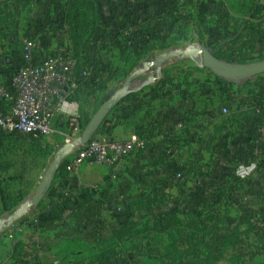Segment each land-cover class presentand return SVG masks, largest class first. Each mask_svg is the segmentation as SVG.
<instances>
[{"label":"crops","instance_id":"1","mask_svg":"<svg viewBox=\"0 0 264 264\" xmlns=\"http://www.w3.org/2000/svg\"><path fill=\"white\" fill-rule=\"evenodd\" d=\"M68 1L0 0V80L24 65L20 49L30 27H33L32 18L43 26L42 30L33 27L41 32L43 46V50L34 55L35 62H43L47 53L57 49L76 48L69 25L56 26L59 19L53 17L54 14L63 15ZM94 2L95 15L83 44L91 57L103 47L97 35L103 30V23L99 24V21L111 17L105 12L106 6L99 8L97 0ZM189 2L182 0L184 4L178 3L168 12L166 19L188 10ZM198 14L192 16L198 17L199 29L203 24ZM223 14L205 15L204 23L208 17L225 21ZM115 21L121 28L137 26L133 19L117 18ZM179 24L180 21L176 25ZM201 31L204 32V28ZM203 32L199 36L202 43L206 40ZM155 45L159 54L167 49L165 42L157 41ZM222 45L215 44L214 51L223 50ZM260 45L264 51V44H259L256 53ZM110 48L103 61L114 68L117 78L99 90V77L95 75V82L87 91L78 88L72 93L64 104L62 116L76 117L80 125L85 126L104 102L116 93H122L94 136L109 135L126 141L132 135H138L145 147L130 155L117 169L89 163L68 177L53 176L38 203L8 227L12 228L11 232L14 230L13 239L4 235L8 228L0 229V264H163L162 258L170 243L169 235L161 236L153 231L152 226L165 215L173 214L183 225L210 227L212 222L207 217L214 212L222 219L220 233L200 236L204 244L198 262L188 258L177 264H264V230L260 231L254 223L264 219V203L258 204L257 201L258 195L264 192V136L257 132L264 121V110L257 109L259 115L248 121L232 117L240 110L253 112V107L258 106L257 98H264V82L251 86L237 80L241 77L218 80L205 69L189 73L175 66H165L166 61L158 80L143 87L151 76L149 71L130 83L127 79L153 59L155 50L150 60H143L135 67V62L131 64L122 60L117 47ZM178 60L183 62L185 59ZM98 73H102L101 68ZM107 77L108 74H104V79ZM161 81L166 85H159ZM235 82L241 87L243 84L244 89H231L230 84ZM224 107L229 109L227 116L220 113ZM37 144L50 145L51 137ZM172 144L179 148L180 156L170 161L165 149ZM69 159L68 156L62 161L59 168L68 164ZM208 166L211 173L206 182L200 175H192L189 180L176 179L178 173H184L188 168L194 167L204 173ZM16 175V171L0 172L1 186L15 183L11 178ZM25 182L28 184L27 196L18 209L29 204L35 194L27 173ZM216 189L229 190V200L204 208L203 203L211 204L208 195ZM158 193L179 202L175 213L168 202H157L152 203L155 212L146 214V204L152 202ZM192 197L201 204L198 216L181 214L180 207ZM2 208L0 193V219L12 215L2 213ZM194 209L189 207L187 210ZM133 220L141 235L137 238L128 236L121 244L115 245L114 229ZM234 229L240 233L239 244L228 248L218 246V241ZM15 239L20 243L18 252L24 255L22 258L14 253ZM101 255L104 258H100ZM22 259L24 261L20 262Z\"/></svg>","mask_w":264,"mask_h":264},{"label":"trees","instance_id":"2","mask_svg":"<svg viewBox=\"0 0 264 264\" xmlns=\"http://www.w3.org/2000/svg\"><path fill=\"white\" fill-rule=\"evenodd\" d=\"M97 2L99 3V8L107 7L105 12H109L111 17L109 19L104 18L103 21L99 19V24L103 23V30H100L97 35L103 42V47L101 51L98 50L96 52L95 57H91L87 51L85 52L83 46L92 26V17L95 15L94 0H69L64 8L63 15H57L56 18L59 19V22L56 23V26L67 24L70 27V36L75 43L79 62L77 70L78 76L85 72L87 68L94 67L95 75L97 77L98 74L100 83L97 89L103 90L107 87L108 81L117 78V75L114 73V68L103 61L104 54L108 53L111 49L109 43L113 44L112 46L117 47L121 51L122 60L124 62H131V64L135 62V67L143 60H150L153 57L152 52L156 49L155 43L157 41L161 43L165 42L166 37L163 35L162 29L164 27V21L166 20L165 18L175 2L173 0H144L134 3L130 0H119L118 3H114L111 0H106V2L97 0ZM231 11L225 14H223V12L220 13L227 18V23L230 26L231 20L233 19V11ZM235 14L239 16L242 23L232 41L241 43V46L238 48L233 46L230 50L233 51V55L237 53L238 56L240 54V56L245 58L249 52L256 53L257 45L264 44V0H253V5L247 14ZM117 18H124L125 20L133 19L137 26L133 28L129 26L121 28L115 21ZM218 53L220 54H216L217 59H224V56L223 58L221 56V51H218ZM132 57L135 61H133L134 59ZM100 68L102 69V73H98V69ZM104 74H108L106 79H104ZM215 75L218 80L225 79L217 74ZM261 84L262 83H260V85ZM159 85L164 86L166 83L161 81ZM79 89L83 92L89 89V84L82 78L79 82ZM257 99L258 106L256 105L253 107L250 105L253 107V112L250 109L248 111L240 110L233 113L232 117L236 120L241 119L246 121L253 117H257L259 113H256V110H264V98ZM250 106L249 108H251ZM59 120L60 119L57 120L56 128L66 129L65 127L69 125L68 122L59 123ZM94 135L95 132L91 135V138ZM37 142L38 141L35 139L23 135H0V172L16 171L18 173V176L16 175L11 178L15 183L5 184L3 187L0 183L3 206L2 213L13 214L18 210L19 204L26 198L28 184L25 182V173H27L31 165L30 163H32V165L38 164L42 160L50 158L53 154V150L50 147L51 145H46L44 147L38 145ZM16 149L20 155L16 154ZM67 166L68 164L64 163L55 172L54 176L68 177L71 172L68 171ZM208 167L209 168L204 173H201L199 169L194 167L186 169L183 174L184 180H189L192 175H200L204 178L205 182L208 181L209 174L211 173V168L210 166ZM16 181L18 183H16ZM230 193L229 190H213L208 195V200L211 201V204L210 202L203 203L204 208H212L229 200ZM257 201L258 204L264 203V192L258 195ZM157 202L162 204L168 202L171 206L170 208L174 209V213L179 208L178 201H171L170 198L158 193L152 202L146 204V214L152 215V213L155 212V209L152 208V203L155 204ZM200 205L201 204H198L196 201V198L192 197L190 202L184 207H180L181 214H185L189 217L198 216ZM189 207H194L195 209L189 212L187 210ZM207 220L212 222L210 227H202L200 224H195L194 226L183 225L182 222L178 220L177 215L168 214L165 215L162 220L158 221V223H155L152 226L153 231L160 233L161 236L167 234L170 239L167 251L162 258L163 264H177L178 261L188 258H193L198 262L200 256L203 254L201 246L204 244L200 236H205L209 233L218 234L221 231L222 219L217 212L208 216ZM140 235L141 232L138 231L135 220L124 223L123 225H118L114 229V244H121L128 236L137 238ZM239 235V231L234 229L231 234H225L224 237L218 241L217 245L224 248L235 246L240 242ZM19 246V241L15 239L13 244L14 253L22 258L24 255L18 252ZM183 246L185 247L183 248ZM100 258H104V256L101 255ZM22 261L24 260H20V262Z\"/></svg>","mask_w":264,"mask_h":264},{"label":"built area","instance_id":"3","mask_svg":"<svg viewBox=\"0 0 264 264\" xmlns=\"http://www.w3.org/2000/svg\"><path fill=\"white\" fill-rule=\"evenodd\" d=\"M111 1L118 3L119 0ZM42 50L41 32L31 26L20 49L24 65L0 80V135H23L42 141L58 133V119L59 123L68 122L69 126L78 123L76 117L62 116L63 107L79 88L81 78L89 86L94 84L95 68H87L78 76L79 62L74 46L47 53L43 62H35L34 55ZM220 113L227 116L229 109L221 108ZM257 132L264 136V121ZM144 147L145 142L138 135H132L126 141L109 135L93 136L87 144L76 147L69 155L67 169L76 173L89 163L117 169L130 155ZM165 153L170 161L180 156L175 144L167 146ZM183 174L178 173L176 179L182 181Z\"/></svg>","mask_w":264,"mask_h":264},{"label":"rangeland","instance_id":"4","mask_svg":"<svg viewBox=\"0 0 264 264\" xmlns=\"http://www.w3.org/2000/svg\"><path fill=\"white\" fill-rule=\"evenodd\" d=\"M173 1L175 2V4L173 5L172 8L176 7L178 3L184 4L182 3V0H173ZM189 3L190 4L188 5V10H184L179 15L177 14L178 16H173L172 19L165 18L166 20L164 21V27L162 31H163V35H165L166 37L165 43H167V49L160 52V54L165 53V52L179 50V49H187L190 46L194 45L196 47L206 49L207 59L214 60L219 63H224L231 67L244 66V67L250 68L259 63L264 62V51H262L263 49L262 45L259 46L258 53L249 52V54H247V57L245 58L240 56V54L238 56L237 53L233 55V51L230 50V48L233 46L234 47L241 46V44H238V42L232 41L242 23L239 16H237L235 13L247 14L248 11L251 9V6L253 5V0H190ZM22 9H23V6H22ZM230 11L232 12V16H233V19L231 20L232 27L227 23V18H225V21H223L224 20L223 19L221 22V20L214 19V17L213 18L208 17L204 23L203 19L204 17L206 18L205 15H208V16L218 15L219 16L221 12L225 14ZM197 12L199 13L198 15L200 17L199 20L202 21L203 25H201V28L202 29L204 28V32L201 31L200 26L198 29V21H197L198 17L193 18L192 16V14H196ZM213 13H216V14H213ZM56 16L57 15L55 14L53 15L54 18ZM179 21L181 24L176 25ZM38 23L39 22H37L36 19L33 20L32 18L33 27L39 28L42 30L43 26H39ZM217 23H220V26H217ZM212 25H215L216 27ZM199 30L200 32H198ZM202 32L205 33V37H206V40L203 43L199 41V36H201L200 33ZM168 38H169L168 40L169 42L167 41ZM217 43L223 44L222 45L223 50H221V56L222 58L224 56V59L218 60L216 57V54L217 55L220 54L218 53L220 49L219 50L217 49L218 51H214V49H216L214 45ZM160 54L158 53V49L155 50L154 57L151 61L155 60L157 56H159ZM199 59H201L203 64H205L206 59L203 56H199ZM169 65L175 66L178 69L187 71L189 73L200 72L199 70L201 68V69L210 71L213 75H215V72L212 69L206 68V67H200L197 62H193L187 59L183 60V62H181V60H178V59L167 61L165 66H169ZM176 65H179V66H176ZM156 69H157L156 67H153L152 69H150L149 75H151V73L155 74ZM256 75H245L237 80L243 84L249 83V85L251 86L254 85V83L260 84L264 82V80H260L262 79V77L264 78V74L262 76L261 74H258L257 76ZM243 84L241 87V85H238L235 82V83H231L230 86H231V89L233 88L236 90H240V89H244ZM232 95L233 94L231 90V93L229 96L230 100L232 99ZM88 124L89 123H87L85 126H82L80 125V121H78V123L74 125H71V126L68 125V127H65L66 129H63V128L57 129L59 133L51 137L52 144H50L51 145L50 147L53 150V155L50 157V159L47 161L42 160L38 164H34V165L30 163L31 165L29 166V169L27 171V178L33 184L35 193L37 189L39 188V185L43 182L46 176L47 170H48L47 168L53 162L55 154L59 152L65 145L74 143L75 141L80 139L84 131L87 129ZM15 151L17 152L18 150L16 149ZM16 154L20 155L19 152H17ZM174 191H178V190H174ZM179 192L177 193L179 194ZM33 197H31V199L29 200L30 203L33 201ZM8 217L9 215L3 217L0 220L7 219ZM255 221L257 222V223L254 222L256 224V227L260 231L264 230V219L263 221L261 220H255ZM11 225L12 224L5 226L3 229L5 230ZM11 229L12 228H10L8 232L4 234L5 236L8 235L9 239H13L14 237V230H12L11 232ZM137 264H140V263L137 262Z\"/></svg>","mask_w":264,"mask_h":264},{"label":"water","instance_id":"5","mask_svg":"<svg viewBox=\"0 0 264 264\" xmlns=\"http://www.w3.org/2000/svg\"><path fill=\"white\" fill-rule=\"evenodd\" d=\"M199 56H203L206 59L205 64H203L202 60L199 59ZM173 59H191L197 62L200 67L210 68L215 72V74L225 79H237L245 75H256L259 73H264V62L259 63L250 68L244 66L231 67L224 63H219L217 61L207 59L206 49L200 47H191L187 49H179V50L160 54L155 60L145 63L142 68L135 71L127 79V82L130 83L131 81L137 79L140 75L146 73L153 67H156L157 69L155 74L151 73L148 82L145 83L143 87L153 84L158 80V77L162 72L163 63ZM121 95L122 93H116L108 101L104 102L93 116L87 129L84 131L82 137L77 141H75L74 143L65 145L59 152L55 154L53 162L49 166L43 182L39 185V188L37 189L33 197V201L27 205L22 206L15 213L10 215L7 219L0 220V229H3L5 226H8L20 220L22 216L32 206L38 203L42 193L46 190L55 172L59 168L60 163L64 161L75 150L76 147L80 145H85L89 142L91 135L95 132V130L99 127V125L105 120L107 115L110 113V111L119 101Z\"/></svg>","mask_w":264,"mask_h":264}]
</instances>
